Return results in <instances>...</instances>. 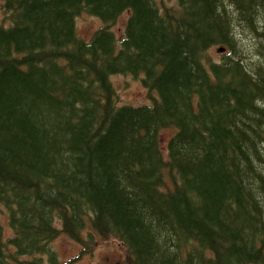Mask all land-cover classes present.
I'll use <instances>...</instances> for the list:
<instances>
[{
	"label": "trees",
	"instance_id": "obj_1",
	"mask_svg": "<svg viewBox=\"0 0 264 264\" xmlns=\"http://www.w3.org/2000/svg\"><path fill=\"white\" fill-rule=\"evenodd\" d=\"M174 1L1 0L0 264H60L50 244L88 225L130 264H264V0ZM127 9L120 49L78 37ZM116 75L153 106L121 105Z\"/></svg>",
	"mask_w": 264,
	"mask_h": 264
},
{
	"label": "rangeland",
	"instance_id": "obj_2",
	"mask_svg": "<svg viewBox=\"0 0 264 264\" xmlns=\"http://www.w3.org/2000/svg\"><path fill=\"white\" fill-rule=\"evenodd\" d=\"M162 13L165 14L167 10L175 5V1L155 0ZM3 8L0 0V22L3 19ZM129 17L128 13L119 17L117 22L111 26L112 30L116 33L118 41H121L124 34V26ZM104 27L103 23L96 17L87 13L80 14L76 19L77 33L80 38L88 40L100 28ZM218 47L213 48L208 54L207 58L212 59L213 62H220L222 55L217 52ZM254 62L259 61V58H254ZM264 76V75H263ZM115 83L118 94L120 96L121 105H129L134 107L152 105L153 99L149 96V92L144 87L140 77L130 75H116L112 77ZM153 95L158 98L156 92ZM172 137V132L165 130L161 132V143L163 147V156L168 161L167 143ZM169 144V143H168ZM264 166V165H263ZM264 175V168L260 169ZM57 220V218H56ZM59 220V219H58ZM0 223L3 225L4 230L11 229L8 219L7 209L0 204ZM56 225L61 228V222L57 221ZM88 231L93 235L99 233L88 228ZM11 233V232H10ZM9 233V234H10ZM86 237H84L85 239ZM51 248L58 254L59 262L61 264L69 262L76 257L82 249V257L76 264H129L128 253L125 247L115 239H105L101 236L96 242L82 241L81 246L71 240L65 234L61 235L56 241L51 244ZM94 253L93 255H91Z\"/></svg>",
	"mask_w": 264,
	"mask_h": 264
},
{
	"label": "water",
	"instance_id": "obj_3",
	"mask_svg": "<svg viewBox=\"0 0 264 264\" xmlns=\"http://www.w3.org/2000/svg\"><path fill=\"white\" fill-rule=\"evenodd\" d=\"M219 52H224V49H220Z\"/></svg>",
	"mask_w": 264,
	"mask_h": 264
},
{
	"label": "bare ground",
	"instance_id": "obj_4",
	"mask_svg": "<svg viewBox=\"0 0 264 264\" xmlns=\"http://www.w3.org/2000/svg\"><path fill=\"white\" fill-rule=\"evenodd\" d=\"M247 28H248V27H247ZM57 221H59V220H57ZM57 221H56V222H57ZM59 222H60V221H59ZM56 226H57V225H56Z\"/></svg>",
	"mask_w": 264,
	"mask_h": 264
}]
</instances>
